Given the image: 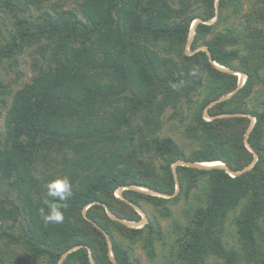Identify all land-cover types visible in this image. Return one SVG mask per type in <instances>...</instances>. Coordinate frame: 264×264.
I'll list each match as a JSON object with an SVG mask.
<instances>
[{"label":"trees","instance_id":"obj_1","mask_svg":"<svg viewBox=\"0 0 264 264\" xmlns=\"http://www.w3.org/2000/svg\"><path fill=\"white\" fill-rule=\"evenodd\" d=\"M43 1L0 0L27 13L0 41V64L43 40L52 50L5 118L0 171L22 206L0 197V222L21 215L24 224L0 237L43 264H139L124 242L142 241L154 258L166 238L160 218L180 207L173 264H264V0L245 39L228 29L206 40L212 26L197 23L192 54L190 0H73L76 10L53 3V13L33 16L29 5ZM204 15L215 17L214 0ZM236 72L247 77L241 87ZM168 109L189 152L160 135ZM216 161L227 169L190 165ZM65 178L64 220L45 224L48 184ZM143 203L155 215L124 224L142 220Z\"/></svg>","mask_w":264,"mask_h":264},{"label":"rangeland","instance_id":"obj_2","mask_svg":"<svg viewBox=\"0 0 264 264\" xmlns=\"http://www.w3.org/2000/svg\"><path fill=\"white\" fill-rule=\"evenodd\" d=\"M209 0H190L189 11L191 14H196L198 18L192 24L189 40L185 47L186 54L195 52L191 45L196 35L195 25L197 23H204L212 26L211 33L206 35V40L219 32H225L232 29L239 39H245L247 27L250 26L247 21V16L251 11L260 9L258 0H226L224 7H220L219 0H214L215 17L209 21H205L204 12L208 8ZM59 4L63 10H76L77 4L73 0H48L43 1L39 9L35 5H29V11L33 16H39L42 12L48 11L53 13L51 5ZM173 6L181 8L182 5L176 1ZM23 5L18 7H8L0 4V41L6 42L12 30H15L16 23L21 20L27 13L22 9ZM194 25V26H193ZM259 26V25H257ZM262 28V26H259ZM46 40L32 46L26 47L15 58L5 59L0 64V150L4 148L5 144V118L11 106L15 93L22 88L25 84L30 83L35 73L45 66V63L52 58V50L46 46ZM196 50H206L204 41L199 40ZM44 54V55H43ZM223 70H226L223 68ZM238 75V83L240 84V77L244 83L246 76L241 72H236ZM258 88H256L257 90ZM258 97L259 94H254ZM185 110V109H184ZM173 110L168 109L163 116V125L160 131L162 137H170L177 141L187 152L192 148L184 136L185 125L180 119L173 116ZM205 117L208 116L205 114ZM45 163V162H44ZM41 165L43 170H47L46 165ZM51 172V171H50ZM12 179L5 178L0 171V197L5 201V206L15 209L21 207V201L18 198V191L12 185ZM142 191H148L141 189ZM121 190L116 192L117 195L121 194ZM119 193V194H118ZM139 208L142 215L141 225H134L133 227L139 228L148 222V218L155 215V211L148 204L143 203ZM180 207H173V214L170 218H160L163 232L166 235L165 242H155V256L150 258L147 251L143 247V242H124L133 253V258L139 264H173V257L171 254V244L174 240L172 233L173 220L181 216ZM18 211V210H17ZM16 220H3L0 222V234L9 233L19 235L22 230L24 220L21 215L17 216ZM143 224V225H142ZM113 258L112 252L110 253ZM43 264L41 260H36L32 254L22 244H14L7 237H0V264ZM218 263L217 260H208L207 264Z\"/></svg>","mask_w":264,"mask_h":264},{"label":"clouds","instance_id":"obj_3","mask_svg":"<svg viewBox=\"0 0 264 264\" xmlns=\"http://www.w3.org/2000/svg\"><path fill=\"white\" fill-rule=\"evenodd\" d=\"M48 196L53 200L45 201L48 205L49 211H45V208L39 209V215L45 224L49 223H61L64 220L63 212L59 201L67 200L72 196V189L70 182L65 178L56 180L48 184Z\"/></svg>","mask_w":264,"mask_h":264},{"label":"bare ground","instance_id":"obj_4","mask_svg":"<svg viewBox=\"0 0 264 264\" xmlns=\"http://www.w3.org/2000/svg\"><path fill=\"white\" fill-rule=\"evenodd\" d=\"M194 26V25H193ZM223 69V67H220ZM225 69V68H224ZM247 78V77H246ZM240 84L243 85L245 84L242 77H240ZM195 167H198V168H226V166L222 163V162H219V161H216V162H205V163H197V164H194ZM227 169V168H226ZM122 190V189H120ZM122 193V192H120ZM119 194V193H118ZM118 196H121V194H119ZM143 221V220H142ZM124 224L130 226V227H133L134 225H141V221L138 222V223H134V222H128V221H123ZM143 225V224H142ZM140 227V226H139Z\"/></svg>","mask_w":264,"mask_h":264},{"label":"water","instance_id":"obj_5","mask_svg":"<svg viewBox=\"0 0 264 264\" xmlns=\"http://www.w3.org/2000/svg\"><path fill=\"white\" fill-rule=\"evenodd\" d=\"M191 166L195 167L194 164H190Z\"/></svg>","mask_w":264,"mask_h":264}]
</instances>
